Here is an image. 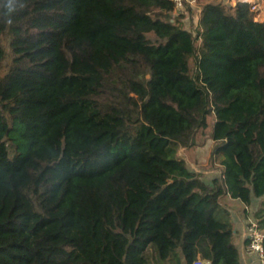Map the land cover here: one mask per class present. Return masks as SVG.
Masks as SVG:
<instances>
[{
    "label": "trees",
    "instance_id": "16d2710c",
    "mask_svg": "<svg viewBox=\"0 0 264 264\" xmlns=\"http://www.w3.org/2000/svg\"><path fill=\"white\" fill-rule=\"evenodd\" d=\"M174 13L0 0V264H243L216 216L228 195L264 199V22L211 1L194 34ZM210 116L212 187L179 155Z\"/></svg>",
    "mask_w": 264,
    "mask_h": 264
},
{
    "label": "rangeland",
    "instance_id": "374dc122",
    "mask_svg": "<svg viewBox=\"0 0 264 264\" xmlns=\"http://www.w3.org/2000/svg\"><path fill=\"white\" fill-rule=\"evenodd\" d=\"M211 1H221L229 6H235L237 2L241 0H196L197 6L191 7V5L188 3L189 5H186L184 7L183 13L175 12L174 16H178L182 14L184 16L182 20L184 27L192 31L194 34H196L199 23V10H201L204 4ZM249 3L251 5L256 4L257 7H261L264 9V0H251L249 1ZM190 8H192L193 11H189ZM259 16L260 14L256 19L257 21H259L258 20ZM263 16H264V12H263ZM149 37L153 38L154 36L150 35ZM0 43L5 46L7 54L9 55L10 53L9 40H7L5 36L0 35ZM10 62L11 59L7 58L6 61L3 63V66L0 69L1 76H4L7 73V69L10 65ZM191 67H192V71L195 72L196 70L195 62H192ZM214 121H215L214 116H210L208 118L209 128L205 131H199L197 133L196 145L193 146L192 149H189L190 153L186 150H181L179 153L180 156L187 159L188 166L191 170H193V168L195 167L201 170L199 175L203 177L204 182L208 187H212V183L215 177L218 178L221 177V171L223 170L222 167L220 166V158L216 154V145L214 141L211 139V131ZM15 140L17 143L20 142L19 136L17 134L15 135ZM206 170H210L211 172L207 173ZM208 174L209 177H207ZM254 199L255 201L253 205L249 207L246 206L240 200L231 199L232 201L230 203H228L227 197H224L221 200L222 207L220 208L216 217L223 222L231 223V225L234 228V231L236 232L234 242L238 247L240 242L237 236L240 235L246 220H248L251 216L252 218L250 219V221L257 223V221L254 218V214L260 208L261 202L264 199H256V198ZM246 213L247 214L250 213L249 218H247ZM147 254L153 258L155 257V252L152 248L148 249Z\"/></svg>",
    "mask_w": 264,
    "mask_h": 264
},
{
    "label": "built area",
    "instance_id": "2783aa9c",
    "mask_svg": "<svg viewBox=\"0 0 264 264\" xmlns=\"http://www.w3.org/2000/svg\"><path fill=\"white\" fill-rule=\"evenodd\" d=\"M175 5V12L183 13L186 5L197 6L196 0H171ZM195 1V2H194ZM241 2H243L241 0ZM189 3V4H188ZM245 3V2H244ZM253 10L259 12L256 4H252ZM201 10H199V14ZM245 253L254 257L256 261L264 264V229L257 223L250 221L245 228ZM193 264H212L211 261L198 258Z\"/></svg>",
    "mask_w": 264,
    "mask_h": 264
},
{
    "label": "crops",
    "instance_id": "0c3cea01",
    "mask_svg": "<svg viewBox=\"0 0 264 264\" xmlns=\"http://www.w3.org/2000/svg\"><path fill=\"white\" fill-rule=\"evenodd\" d=\"M258 8V10H259V14H260V16H259V18H258V20L259 21H261V22H264V16H263V12H264V9L263 8H261V7H257ZM186 151H188L189 153H190V151L189 150H186ZM186 161H187V159H186ZM188 163V162H187ZM221 166V165H220ZM204 167V166H203ZM202 169V168H201ZM193 171L195 172V173H197L198 174V176H199V178L201 179V181L203 182V183H205L204 182V179H203V177L202 176H200L199 174H200V172H201V170L199 169V168H197V167H195V168H193ZM207 171V173H209V172H211L210 170H206ZM223 173V170L221 171V176L223 175L222 174ZM207 177H209V174L207 175ZM215 178H218V177H215ZM227 197V199H228V203H230L232 200V198L228 195V196H226ZM254 201H255V199H252V205H253V203H254ZM249 214L250 213H246V215H247V218H249ZM252 217L250 216V218L248 219V220H246V222L244 223V225H243V229H242V231H241V233H240V235L239 236H237L238 238H239V250H240V258H241V261H242V263L243 264H261L260 262H258V261H256V259L254 258V257H251V256H248L246 253H245V226L249 223V221H250V219H251ZM235 234H236V232H235Z\"/></svg>",
    "mask_w": 264,
    "mask_h": 264
},
{
    "label": "bare ground",
    "instance_id": "6f19581e",
    "mask_svg": "<svg viewBox=\"0 0 264 264\" xmlns=\"http://www.w3.org/2000/svg\"><path fill=\"white\" fill-rule=\"evenodd\" d=\"M243 2H246V3H249V1H251V0H242Z\"/></svg>",
    "mask_w": 264,
    "mask_h": 264
}]
</instances>
